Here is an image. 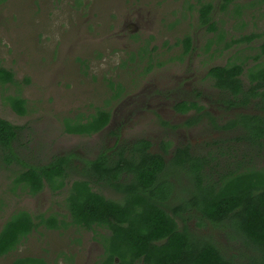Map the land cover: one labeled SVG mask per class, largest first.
Here are the masks:
<instances>
[{
	"label": "rangeland",
	"instance_id": "1",
	"mask_svg": "<svg viewBox=\"0 0 264 264\" xmlns=\"http://www.w3.org/2000/svg\"><path fill=\"white\" fill-rule=\"evenodd\" d=\"M183 1L0 0V62L15 75V83L0 84V116L22 128L11 162L0 149V230L19 210L35 215L68 214L66 190L55 193L45 188L38 197L27 195L16 184L18 175L65 156L72 162L66 178L77 180L80 163L113 147L115 139L123 143L148 140L157 154H163L164 144L170 143L165 157L168 165L177 148L188 146L198 156L212 154L221 159L217 172L222 173L219 153L228 152L234 143L228 139L236 133L221 127L247 111L225 110L219 105L217 109V97L221 101L231 96L214 88L207 73L211 66L229 63H245V71L264 65V57H257L264 44V1L236 0L233 7L246 8L239 9L240 13L236 9L227 13L218 10L213 31L199 25L194 9H181ZM253 3L256 6L250 7ZM185 34H193L200 45L179 60L182 47L175 43ZM245 36L254 40L240 43ZM243 83L248 89L245 76ZM197 89L205 92L200 99ZM18 95L27 100L25 116L8 104V97ZM182 96L197 100L200 106L209 105L207 113L176 112L174 104ZM256 107L264 111V106ZM98 109L111 113L108 129L93 136L65 132L66 120L90 116ZM261 167L264 161L258 163ZM172 178L175 192L184 197V189L191 188V178L185 172ZM93 188L109 199H122L112 189L94 184ZM196 214L192 212L188 227L201 236L215 238L228 255L242 263H250L258 255L234 229L208 223L200 226L202 221ZM227 230L236 239H228ZM102 252L91 232L40 228L15 252L0 257V264L26 256L43 257L49 264H93Z\"/></svg>",
	"mask_w": 264,
	"mask_h": 264
},
{
	"label": "trees",
	"instance_id": "2",
	"mask_svg": "<svg viewBox=\"0 0 264 264\" xmlns=\"http://www.w3.org/2000/svg\"><path fill=\"white\" fill-rule=\"evenodd\" d=\"M234 3L235 0H220L219 7L223 11ZM254 6L256 3L250 7ZM211 7L210 2L202 4L203 25L212 22ZM184 45L186 50L191 48L190 38H186ZM261 51L264 55V45ZM244 65L229 63L213 67L208 76L215 88L234 96V100H223L230 108L252 102L263 107L264 65L253 66L247 70L248 74ZM245 74L250 81L247 91L241 79ZM13 83L14 73L0 62V84ZM239 94H245L242 100ZM8 104L18 115H27V100L22 96L8 97ZM177 109L182 113L203 110L198 104L188 102L177 105ZM110 120L109 111L98 109L90 116L66 120L65 132L92 136L104 130ZM221 128L236 133L233 139H228L234 142L228 152L219 153L222 173L217 172L221 159L212 154L198 156L188 146L177 148L168 165L164 155L152 153V143L144 139L124 142L114 147L112 154L102 152L95 160L85 162L91 169L89 175L124 197L120 202L106 199L92 191L89 181L80 179L74 181L67 200L75 223H85L91 229L97 223L108 229L109 234L100 235L106 250L102 264H264V167L258 168V163L264 161V116L238 114ZM21 130L0 116V149L9 156V162L16 157L13 149ZM170 146V143L164 144V154ZM71 164L69 157L57 156L46 165L27 168L15 181L32 195L41 192L46 183L59 190ZM184 172L191 178V188L184 189L183 197L175 192L171 179ZM193 211L202 221L200 226L208 223L234 229L258 255L250 263H242L228 255L215 238L195 233L188 227ZM40 226L60 228L55 216L48 219L41 216V222L35 224V218L26 211L12 214L0 231V257L15 251L23 238ZM94 233L99 236L97 231ZM226 233L228 239H236L229 230ZM11 264L47 263L44 259L28 257Z\"/></svg>",
	"mask_w": 264,
	"mask_h": 264
},
{
	"label": "flooded vegetation",
	"instance_id": "3",
	"mask_svg": "<svg viewBox=\"0 0 264 264\" xmlns=\"http://www.w3.org/2000/svg\"><path fill=\"white\" fill-rule=\"evenodd\" d=\"M192 1H194V0H192ZM191 1V3L188 1V0H184L183 1V6L181 7V9H190V10H192V9H194V11L195 12H197V14H198V21H199V25L201 26V27H204V28H209V30L210 31H213V30H215L216 29V27H215V25H216V21L218 20V18H217V15H218V10H220V12L221 13H227V12H229V9H236V11L237 12H239L240 13V10L239 9H246L245 7H238L237 6V8L234 6L233 7V5L235 4H233V5H231V6H229L226 10H221L220 9V7H219V3H218V0H198L197 2H195V4L193 3ZM212 3V7H211V11H210V18L212 19V22H211V24H208V25H203L202 23H201V11H200V9H202V4H204V3ZM235 2H236V0H235ZM197 4V5H196ZM132 27H135V25L134 24H132L131 25ZM126 27V26H125ZM126 29V28H125ZM124 29V30H125ZM132 31V30H131ZM134 31V30H133ZM152 36H149V39L151 38ZM251 38H253V36H250ZM133 38L135 39L136 37H134L133 36ZM186 38H190V41H191V48L189 49V50H186L185 49V45H184V41L186 40ZM246 38H248V36H245V37H242L241 39H239V40H244L243 42H249L248 40H245ZM238 40V41H239ZM254 40V38L251 40V41H253ZM250 41V42H251ZM211 43V45H216V43L215 42H213V41H211L210 42ZM209 42H207V45L206 46H208L209 44H210ZM238 43V42H237ZM241 43V42H240ZM175 45H178V46H181L182 47V51H181V54L178 56V59L179 60H184V58L185 57H188V56H190L191 55V53L194 51V50H196V46L197 45H200V43L198 42V44H197V39H196V37L192 34H185V35H183L181 38H179L178 39V41L175 43ZM210 45V46H211ZM264 45V44H263ZM144 51V50H143ZM144 53H145V51H144ZM148 57H150V55H148ZM264 57V55L262 54V51H261V55L259 56V60L261 59V58H263ZM170 60V59H169ZM213 67H217V66H213ZM212 66L209 68V70H208V73H207V76L209 75V71H210V69L211 68H213ZM252 68V67H251ZM250 69V67L247 69V70H249ZM247 70L245 71V73H247L248 74V72H247ZM247 74H245V75H243V76H241V79H242V82H243V78H244V76L247 78ZM208 78L209 79H211L209 76H208ZM247 80L249 81V79L247 78ZM212 81V80H211ZM249 84H250V81H249ZM212 85H213V81H212ZM214 86V85H213ZM215 88V87H214ZM243 88H244V90L245 91H247L249 88H250V85H249V88L247 89L246 87H245V85H244V83H243ZM217 89V88H216ZM218 90V89H217ZM218 91H220V90H218ZM195 92H196V95H197V99H200L204 94H205V92L204 91H201V90H199V89H197V90H195ZM222 92V91H221ZM223 93V92H222ZM227 94V93H226ZM229 95L231 96V98H230V100H234V96L233 95H231L230 93H229ZM245 94H239L238 95V98L239 99H241L242 100V97L244 96ZM152 98H154V97H152ZM238 99V100H239ZM220 99L217 97V99L215 100V107H217L218 105L219 106H221V107H223L225 110H235V109H243V110H245V111H247L246 113H238V114H249V115H263L264 116V111L263 110H261L259 107H256L253 103L254 102H252V103H250V104H246V105H238V106H234V107H229L227 104H225L224 102H223V99L221 100V101H219ZM237 100V101H238ZM244 101V100H243ZM186 102H188L189 104H191V103H196V104H198L199 105V102L197 101V100H192V101H188L186 98H184L183 96H182V98H180V99H177L176 100V102H175V104H174V110L177 112L178 111V109H177V105H180V104H183V103H186ZM200 106V105H199ZM200 107H202L203 108V110L201 111V112H198L197 111V109H193V110H191V111H196L197 112V114H205V113H207V111H208V107H209V105H206L205 107L204 106H200ZM211 109H213V105H211ZM217 109H218V107H217ZM191 111H189V112H191ZM179 113H181V114H187V113H189V112H187V113H182V112H180V111H178ZM238 114H236V115H238ZM236 115L234 116V117H232V118H230L228 121H226L225 122V124L223 125V126H225V125H227L231 120H233L235 117H236ZM113 120H114V118H113ZM112 122V117H111V120H110V123H109V125L105 128V129H108L110 126H111V123ZM222 126V127H223ZM104 129V130H105ZM104 130H102V131H104ZM101 131V132H102ZM226 131V130H225ZM229 132H234V131H229ZM100 133V132H99ZM97 134V133H96ZM79 136V135H78ZM93 136V135H92ZM236 136V134L234 135V136H231L230 138H233V137H235ZM117 139H115L114 141V145H113V147H111V148H107V149H104V150H101V152L99 153V154H97L96 156H95V159L102 153V152H107L108 154H112L113 152H114V150H112L114 147H116V146H119V145H121L122 143H123V141H122V139L121 140H118V141H116ZM152 149V148H151ZM151 152H152V150H151ZM152 153H154V152H152ZM157 154V153H156ZM161 155H164V157H166V155L167 154H161ZM95 159H93V160H95ZM92 161V160H91ZM68 170V169H67ZM76 170V169H75ZM77 173L79 174V178L77 179V180H80V179H82V180H85V181H89L90 182V188L92 189V191L93 192H95V193H97V194H100V195H102L101 193H99V192H97L94 188H93V184L94 185H99V186H103V187H106V188H109V189H112V190H114L115 192H117L115 189H113L112 187H110V186H108L105 182H99V181H97V179L96 178H94V177H92L91 175H89L90 173H91V169L89 168V167H87L84 163L82 164V163H80V165L77 167ZM66 176H67V173H66ZM69 178H66L65 177V181H64V185H63V187H61V189H59V190H54L48 183H46V186L44 187V189L45 188H48V189H51L53 192H55V193H60V192H62V191H64V190H66V197H65V204H66V207H67V212H68V214L67 215H65V214H62L61 212H56V213H51L50 215H44V214H40V215H35L34 213H32V212H30V211H28V210H23V211H26V212H28L29 214H31L34 218H35V224H38L39 222H41V216L42 217H45L46 219H48V218H50V217H53V216H55V217H57L58 218V221H59V225H60V228L59 229H52V228H48V227H46V226H40V227H38V228H35V229H33L32 231H31V233L30 234H28V236H26V237H24L23 238V240H22V242H21V244L25 241V240H27L32 234H35L36 233V231H38L40 228H44V229H46L47 231H49V232H52V231H56V232H59V231H65L66 233L67 232H69V231H71V230H80V231H86V232H91L92 234H93V241L94 242H97L98 244H100L101 246H102V249H103V252L99 255V257L95 260V262L93 263V264H102V261H104L103 259V257H104V255H105V253H106V250H105V243H103V238L101 237L102 235H106V234H109V231H108V229L105 227V226H99L97 223L96 224H94L93 226H92V229L91 228H88L87 226H86V224L85 223H83L82 225L81 224H77V223H75V221H74V219H73V216H72V213H71V211L69 210V207H68V205H69V203H68V198H69V195H70V193H71V190H72V187H73V183H74V181H76V180H74V181H71V182H69V180H68ZM19 186V185H18ZM21 188H22V190L27 194V195H31V196H36V197H38V196H40V194L42 193V191L44 190H42L41 192H39V193H37V194H35V195H32V194H30V192L27 190V189H24L22 186H21ZM118 194H120L121 196H122V199L120 200V201H122L123 200V195L120 193V192H117ZM104 196V195H103ZM106 199H109V198H107L106 196H104ZM109 200H112V199H109ZM112 201H116V200H112ZM120 201H117V202H120ZM19 211H21V210H19ZM3 228V227H2ZM2 230V229H1ZM0 230V231H1ZM94 231H97L98 233H99V236H96L95 235V233H94ZM101 235V236H100ZM110 235H111V233H110ZM74 242H76L77 244H80L81 243V241L80 240H78V241H74ZM108 243V242H107ZM20 244V245H21ZM19 245V246H20ZM18 246V247H19ZM18 249V248H17ZM16 249V250H17ZM15 250V251H16ZM15 251H13V252H15ZM90 251H91V249H90ZM11 254V253H10ZM9 255V254H8ZM28 257H30V258H36V259H44L43 257H35V256H26V257H21V258H28ZM17 259H19V258H17ZM45 261H46V263L47 264H49V262L47 261V259H44ZM15 261V260H14ZM11 264V263H10ZM69 264H73V263H69Z\"/></svg>",
	"mask_w": 264,
	"mask_h": 264
}]
</instances>
